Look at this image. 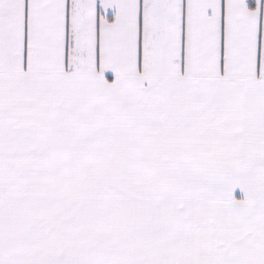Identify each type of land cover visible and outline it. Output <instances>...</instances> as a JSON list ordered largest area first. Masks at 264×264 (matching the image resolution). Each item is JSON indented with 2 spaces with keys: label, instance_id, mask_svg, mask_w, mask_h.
<instances>
[{
  "label": "snow or ice",
  "instance_id": "snow-or-ice-1",
  "mask_svg": "<svg viewBox=\"0 0 264 264\" xmlns=\"http://www.w3.org/2000/svg\"><path fill=\"white\" fill-rule=\"evenodd\" d=\"M0 264H264V0H0Z\"/></svg>",
  "mask_w": 264,
  "mask_h": 264
}]
</instances>
